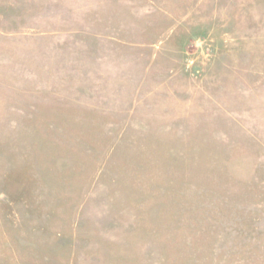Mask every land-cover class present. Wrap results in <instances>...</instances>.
I'll return each mask as SVG.
<instances>
[{
    "label": "rangeland",
    "instance_id": "obj_1",
    "mask_svg": "<svg viewBox=\"0 0 264 264\" xmlns=\"http://www.w3.org/2000/svg\"><path fill=\"white\" fill-rule=\"evenodd\" d=\"M0 264H264V0H0Z\"/></svg>",
    "mask_w": 264,
    "mask_h": 264
}]
</instances>
